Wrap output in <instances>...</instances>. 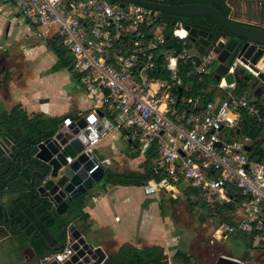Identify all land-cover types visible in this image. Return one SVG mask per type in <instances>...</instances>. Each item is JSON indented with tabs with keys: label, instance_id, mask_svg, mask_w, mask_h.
Masks as SVG:
<instances>
[{
	"label": "built area",
	"instance_id": "built-area-1",
	"mask_svg": "<svg viewBox=\"0 0 264 264\" xmlns=\"http://www.w3.org/2000/svg\"><path fill=\"white\" fill-rule=\"evenodd\" d=\"M5 1L39 36L60 39L71 61L69 73L90 98L88 111L75 121L65 119L56 134L75 123L68 144L85 136L89 145L83 152L93 155L96 145L119 132L143 154L156 153L155 177L143 186L146 195L185 183L209 203L233 206L237 223L218 229L220 242L249 232L256 233L258 243L264 241V158L251 159L247 138L230 139L241 128L243 114L264 124V103L247 92L236 95L235 86H222L225 98L205 104L183 97L179 89L189 88L181 75L186 67L188 77H201L218 55L198 52L182 21L173 31L179 50L162 56L171 37L167 40V24L157 10L128 0ZM239 66L257 75L238 59L229 72L235 74ZM73 254L67 244L41 263L62 264Z\"/></svg>",
	"mask_w": 264,
	"mask_h": 264
},
{
	"label": "water",
	"instance_id": "water-1",
	"mask_svg": "<svg viewBox=\"0 0 264 264\" xmlns=\"http://www.w3.org/2000/svg\"><path fill=\"white\" fill-rule=\"evenodd\" d=\"M128 1L142 5L152 10V13L157 10L162 15L167 14L177 18H211L226 28L232 35L231 40L216 38L212 32L209 33L185 25V29L189 32V40L197 51L207 53L213 51L218 55V65L214 70L216 81H224V87L246 83L249 87L247 93L264 103V27L237 22L224 16L216 8L203 4L169 5L145 0ZM169 39L170 37L167 36V40ZM237 59L248 65L257 75L247 74L248 71L242 66H239L235 74L229 72L230 66ZM182 92L183 89H179V93L182 94ZM80 124L85 126L84 121ZM74 128L75 123L64 128L58 134L55 131L43 133L46 140L40 141L39 136V139L35 141L36 147L33 151H25L30 161L28 169H26L28 170L27 175H29L27 177L31 182L30 185L35 186L32 191L38 196L44 197L51 207V213L59 217L67 214L69 203L72 200L88 193V196L91 197L95 188L104 181L106 173L105 168L97 158L90 152H83L85 146L89 145L85 136H81L68 144L67 140L71 138L70 130ZM239 131L240 129L238 133ZM58 140L61 143H58ZM4 142L9 145L12 144L13 152L20 151L18 155L24 153L22 148L19 149L16 146V141L11 137H4L0 140V150H4ZM246 149L247 152L251 150L249 146ZM9 153L10 150H4L5 159L14 156ZM68 156L74 159L71 164L67 161ZM35 170H41L42 174H38ZM2 176L4 174H0V179L3 178ZM47 177L48 179L44 182ZM143 186L145 184L138 187ZM6 194L7 189L1 191L0 200ZM0 209L3 210L1 205ZM67 244L71 245L74 254L62 264H104L108 259L105 251L101 247H94L93 244L89 243L84 232L75 224H71L67 230ZM258 244L264 247L263 240L259 241ZM32 253L35 258L31 264H42L41 255L35 251ZM249 255L250 251L246 250L242 256L235 258L221 256L217 264H264V254L254 257V253H251L252 261L249 260ZM49 264L59 263L52 262Z\"/></svg>",
	"mask_w": 264,
	"mask_h": 264
},
{
	"label": "trees",
	"instance_id": "trees-1",
	"mask_svg": "<svg viewBox=\"0 0 264 264\" xmlns=\"http://www.w3.org/2000/svg\"><path fill=\"white\" fill-rule=\"evenodd\" d=\"M150 2H155V0H147ZM229 0H164L165 4L169 5H185V4H203L216 8L221 14L226 17H230L231 8L228 6ZM246 3H255L258 7H261L262 14L261 20L262 23L259 27H264V0H243ZM177 21H182L185 25H190L191 27L197 28L199 30L208 31L209 33H214L216 38H224L231 40L232 35L230 32L217 23L211 18H177L167 14L162 15L161 22L167 24L166 36H170L171 39L166 43V46L162 49V56L168 55L172 51L179 50L177 43L173 39L174 23ZM30 24V23H29ZM31 25V24H30ZM34 30L36 27L31 25ZM45 44L49 50H51L57 57V63L53 67V71H59L63 69H70L71 61L64 50L60 45V39L58 37L45 40ZM204 53V51H200ZM190 68L186 67L181 75L189 88L185 90L183 97L188 98H197L200 100L201 104H205L209 101H213L217 91L222 92V98H225L226 92L220 88L221 82L216 81L214 77V72H207L205 75L199 76H190L188 73ZM248 74V73H247ZM160 77L166 78L167 76L161 74ZM249 87L246 83L237 84L234 88L236 95L241 96L248 91ZM224 91V92H223ZM32 118L26 111L20 108H15L9 113L3 112L0 114V136L5 133L15 134V131L19 129H24L27 134L19 137L22 141L30 140V135L35 132L40 131H55L57 132L61 125L64 123V119L59 118H45L44 120L40 119L36 114L31 115ZM41 120L40 122H38ZM241 129L236 131L230 139H235L239 135H243L250 142V156L251 159H263L264 158V124L254 123L253 120L247 115H242ZM42 134V132H41ZM130 150H138L141 152V149L135 145H128ZM127 149V150H128ZM128 156L131 159H136L139 156V153H129ZM156 156L154 151L146 152V159L143 163L139 165L141 171H132L126 170L124 172L114 171L105 168V178L104 183L110 184L113 186H141L146 184L151 179L155 177L154 167L152 159ZM104 166V163L102 164ZM106 165V164H105ZM105 167V166H104ZM233 194L238 198L242 199L240 193L235 189ZM196 192L192 189L187 190L186 197L189 205L192 209H197V207L206 211L207 215L201 220L204 222L206 217L215 219L217 230L220 229L223 225L235 226L236 218L232 205H220L216 203H210V205L202 202L199 199L196 202L191 200V197L195 196ZM87 195L81 196L77 199L72 200L69 203V209L65 216H56L53 213L42 214L39 218L41 225L51 233V235L61 242V245L58 249H38L40 251L41 257L47 255H52L57 252L62 251L67 243V230L71 224L78 225V218L87 223L89 221V216L84 213V208L88 204ZM36 229V228H35ZM240 237H245L248 240V246H252L257 238L255 232L245 233L244 235H239ZM174 260L183 262L184 264H192V257L188 253L177 250L173 255ZM105 264H169V257L165 252V248L160 245L152 246H135L129 243L121 245L118 251L113 254H110L108 260Z\"/></svg>",
	"mask_w": 264,
	"mask_h": 264
},
{
	"label": "rangeland",
	"instance_id": "rangeland-1",
	"mask_svg": "<svg viewBox=\"0 0 264 264\" xmlns=\"http://www.w3.org/2000/svg\"><path fill=\"white\" fill-rule=\"evenodd\" d=\"M229 6L231 8L230 18L233 20L255 26L261 25L262 20L260 17L262 10L261 7H258L255 3H246L243 0H229ZM5 8L7 11H10V13L15 12V7L10 2L5 4ZM19 21L21 24L18 26V20L16 21V19L12 16L9 18V22H14V29H11V32L9 31V34L6 36L8 31L7 25L5 28L6 33L4 32L5 35L0 39V43L4 44L8 38L10 40L9 43H12L13 47L16 46L20 51L21 45L31 46L32 41H29L26 38L27 35L33 34V28L31 25L26 24L23 19H20ZM39 34L40 31L38 30V35ZM45 40L46 39L44 37L37 36V38L33 40V44H44L46 42ZM21 52L23 51L21 50ZM43 53V50H38V53L32 57L33 59H37L36 62L34 61L33 63L34 66L40 62V54L42 55ZM45 60L43 63H45ZM19 61L20 56L17 64L23 68ZM217 65L218 64L214 65L213 67L216 69ZM248 72V74H252L251 71ZM63 74L66 77L65 80H61L59 82H50L47 84V86L38 87V90H42L43 92L42 97L47 95L48 98L52 99V104L50 103L52 112H49V102L46 107H43V99L33 97L34 99L32 100L33 104H35L34 108H38L36 104H38L39 107L42 105L46 112H49L47 114L48 116L54 115L55 118L59 119H64L65 116L70 114V106L72 105L71 97H77V94L80 91L84 92L79 83L76 82L72 76H70L67 70ZM44 104L46 105L45 101ZM53 111H56V113L53 114ZM55 114L61 116H57ZM107 139L94 147L93 156L99 159L101 162L107 157L111 159L113 157V152H115L113 151L115 146L108 144L111 143V139ZM239 140L245 142V137L242 136L239 138ZM119 144L121 147L125 146V144L122 142ZM127 152H138L139 156L136 159H131ZM124 157L126 163L122 167H120L118 163L115 162V164L111 160L112 164H104L105 168L110 170L114 169L117 171H141L139 167H136V165L141 161H144V158L146 159V153L143 154L142 151L140 152L138 150L130 149L127 150L126 148ZM178 187L180 190L184 191L186 189V184H181ZM102 191H104V182L95 188L96 193H101ZM130 197L133 200V204H135V202L138 200L143 201V204L138 205V210L135 205H132L129 217H133V222L127 225L129 238H131L133 235L137 238H141L137 239V242L147 241L148 243V241H151L150 239H153L154 241L166 244L167 248L169 249L177 248L178 250H182L191 255L192 264H217V261L221 256L235 258L240 256L247 248L248 240L245 237H240L239 235L228 237L225 243L220 242L218 238L219 230H217L215 219L206 217L204 222H202L203 220L201 219L207 215L206 211L199 207H197L195 210L192 209L187 201V197L184 194L180 197H171L170 193H164V191H161L155 195H146L143 187L134 186L131 190H129L128 193L125 194V199H129ZM200 198L202 199V197L196 193L195 196L191 197V200L196 202ZM201 201L210 205V203L204 198ZM150 204L154 205L150 207ZM143 207L150 208L147 213L148 219L146 220L144 227H137V232L135 235L134 231L136 224L140 225L139 221L137 220L141 215L140 210ZM162 221H164V223ZM166 229L168 231L169 237H166ZM173 229L174 232L169 233ZM175 236L178 238V242H175L177 243V246L169 247V244L167 243H170ZM254 242V247L258 248L260 251H264V247L258 244L257 239H255ZM18 244L21 243L12 240L6 241L0 245V251L2 250L0 253V264H19L20 254L18 252L22 246ZM110 251L111 250L108 249V252ZM165 252L170 259V264H184L181 261L174 260L172 254H169L166 249Z\"/></svg>",
	"mask_w": 264,
	"mask_h": 264
},
{
	"label": "crops",
	"instance_id": "crops-1",
	"mask_svg": "<svg viewBox=\"0 0 264 264\" xmlns=\"http://www.w3.org/2000/svg\"><path fill=\"white\" fill-rule=\"evenodd\" d=\"M6 3L8 2H6L5 0H0V39L5 35L6 33L5 28L7 25H8V31L6 33V36L9 34V31L11 32V29H14V22H9V18L11 16L14 17L16 21L18 20L17 22L18 26L21 24L19 20L23 19L22 17L19 16L18 13H16V11L14 13H10V11H7V9L5 8ZM228 6H229V1H228ZM25 23L30 25L27 21H25ZM37 36L39 35H38V30L36 28V30L33 29V34L27 35L26 38L27 40L32 41L31 46L21 45L20 51L17 49L16 46L13 47L12 43H9L10 40L8 38L6 39V42L4 44L0 43V58L4 60L6 63L10 64L11 61L14 62L15 59L19 60V56H20L19 62L23 66L22 76L19 79L14 80L13 83L9 85V87L4 88V90H2L1 92V94H3V97H0L1 112L3 111L9 113L15 108H20L28 113L30 119L32 118L31 115L33 114H42L45 116V118H55L54 115L52 116L47 115L49 112H52L51 110L52 99L48 98L47 95L42 97L43 92L42 90H38V87L47 86V84L50 82H59L61 80H65L66 77L64 76L63 73L66 70L67 72L69 71L68 69H63L59 71L52 70L55 64L57 63V57L51 50L48 49L45 43L33 44V40H35ZM21 50L23 52H21ZM38 50H43L44 53L42 55L40 54L41 56L40 62L37 63L36 66H34L33 63L34 61L36 62L37 59H33L32 57L38 53ZM44 60L45 63H43ZM216 64L217 62L209 67L208 73L214 72L215 67L213 66ZM223 85L224 84L221 82L220 84L221 89L223 88L222 87ZM83 91L84 92L80 91L77 94V97L76 96L71 97L72 105L70 106V114L65 116L64 120L69 118L75 121L78 119L79 113L88 111L90 107V103H89L90 98L87 96V93L85 92L84 89ZM184 92L182 93L184 94ZM33 97L34 98L38 97L43 99L42 100L43 107H46L49 102L50 105L49 112H46V110L42 107V105L41 107H39V105L36 104L38 108H34L35 104H33L32 102V100L34 99ZM221 97H222V92L217 91L214 99H220ZM44 101L46 102V105L44 104ZM54 113H56V111H53V114ZM55 115L61 116L58 114ZM242 136L243 135H239L236 139L239 140V138ZM108 139L109 140L111 139V143L108 144L115 146V148L113 149V151H115L113 152V157L111 159L107 157L102 162L99 159L98 161L100 162L101 165L103 163L106 165H111L112 164L111 160H112L114 163L116 162L120 165V167H122L126 163L124 152L126 151V148L128 149L129 144H127L122 139V136L119 132L113 133ZM120 142L124 143L125 146L121 147L119 144ZM144 161H141L139 164L136 165V167H139V165ZM119 172H124V171H119ZM133 187L134 186H128V187L113 186L104 183V191H102L101 193L100 192L96 193L94 190L93 195L91 197L88 196L89 194L88 193L87 198L88 201L91 203L90 204L88 203L83 211L85 214L89 216V221L85 223L78 218L79 221L77 226L84 232L87 241L93 244L94 247H101L108 255V257L110 254H113L116 251H118L121 245L126 243L140 247L149 246V245L150 246L160 245L164 247L168 251V253L169 254L171 253L173 256L178 250L177 248L169 249L167 248L166 244L162 242L154 241L153 239H150L151 241H148V243L147 241L137 242V239H141V238H137L134 235L131 238H129V234L127 232V225L133 222L132 220L133 217L131 218L129 217L131 207L132 205H135V207L138 210L139 209L138 205L143 204V201L141 200H138L135 202V204H133V200L131 199V197L129 199H125V194L128 193L129 190H131ZM187 190H189L187 186L184 191L180 190V188L177 186V187H168L166 190L163 191L164 193L167 192L170 193L171 197H177V196L180 197L183 194L186 195ZM152 205L154 204H150V207ZM149 210L150 208H144V207L140 210L141 215L137 220L139 221L140 225L136 224V228L134 231L135 235L138 226L139 228L144 227L146 220L148 219L147 213ZM162 222L164 223V221ZM172 232H174V229L171 230L169 233ZM166 234H167L166 237H169L167 229H166ZM4 237L0 238V240L4 239ZM177 240L178 238H176L175 236L173 240H171V242L167 244H169V247H174V246L176 247L177 243L175 242H178ZM226 240L227 239L221 242L225 243ZM6 241L7 240H4L2 243ZM254 245L255 243L252 246H249L250 249L254 250L252 251V253H254V257H259L260 254H264V251H259V249L254 247ZM108 249L111 251L108 252ZM1 252L2 250L0 251V253ZM18 253L20 254L19 264H27L30 262L32 256L24 251L23 246L22 248H20ZM169 264H170V259H169Z\"/></svg>",
	"mask_w": 264,
	"mask_h": 264
},
{
	"label": "flooded vegetation",
	"instance_id": "flooded-vegetation-1",
	"mask_svg": "<svg viewBox=\"0 0 264 264\" xmlns=\"http://www.w3.org/2000/svg\"><path fill=\"white\" fill-rule=\"evenodd\" d=\"M17 62L18 60L16 62L11 61L9 64L0 58V97H3L2 90L9 87L14 80L19 79L23 74L22 68ZM1 113L3 111H0ZM36 116H39L42 120L45 119L42 114H36ZM49 132L51 131L39 130V132L30 135V140L27 141L19 139L23 134H27L23 128L15 131V134L5 133L0 136V140L4 137L13 138L16 141V146L19 149L22 148L24 152L22 155H18L20 151L13 152L11 149L12 144L9 145L4 142V150H10L9 154L14 155L9 159H5L4 150L1 149L3 153L0 150V174H4L3 178L0 179V192L7 189V194L2 196V200H0V205L3 208V210L0 209V238L7 237L0 240V245L4 240H14L21 243L19 245L23 246L24 251L32 256L31 261L27 264H31L35 258L32 251L40 254L38 249H58L61 245V242L56 240L39 222L42 214L48 212L47 215H49L51 207L44 197L38 196L32 191L35 186L30 185L31 182L27 177L29 176L27 175L28 170H26L30 161L25 151H33L36 147L35 141L39 139V136L40 141H45L46 138L43 135ZM35 172L42 174L41 170H35ZM246 250L250 251L249 260L252 261L251 253L254 250L250 249L248 245L244 252Z\"/></svg>",
	"mask_w": 264,
	"mask_h": 264
},
{
	"label": "bare ground",
	"instance_id": "bare-ground-1",
	"mask_svg": "<svg viewBox=\"0 0 264 264\" xmlns=\"http://www.w3.org/2000/svg\"><path fill=\"white\" fill-rule=\"evenodd\" d=\"M222 83L224 84L223 86H225V82L223 81Z\"/></svg>",
	"mask_w": 264,
	"mask_h": 264
}]
</instances>
